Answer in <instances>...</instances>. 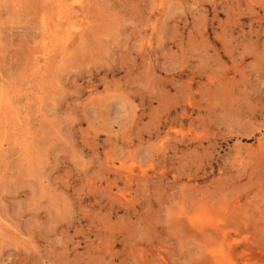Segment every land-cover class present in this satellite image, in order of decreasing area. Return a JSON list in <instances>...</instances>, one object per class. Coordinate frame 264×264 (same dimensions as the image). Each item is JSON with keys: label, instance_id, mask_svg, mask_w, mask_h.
Instances as JSON below:
<instances>
[{"label": "rangeland", "instance_id": "374dc122", "mask_svg": "<svg viewBox=\"0 0 264 264\" xmlns=\"http://www.w3.org/2000/svg\"><path fill=\"white\" fill-rule=\"evenodd\" d=\"M0 92V264H264V0H0Z\"/></svg>", "mask_w": 264, "mask_h": 264}, {"label": "bare ground", "instance_id": "6f19581e", "mask_svg": "<svg viewBox=\"0 0 264 264\" xmlns=\"http://www.w3.org/2000/svg\"><path fill=\"white\" fill-rule=\"evenodd\" d=\"M1 93V92H0ZM11 98V97H10ZM0 99H1V97H0ZM8 107V106H7ZM204 231V230H203Z\"/></svg>", "mask_w": 264, "mask_h": 264}]
</instances>
